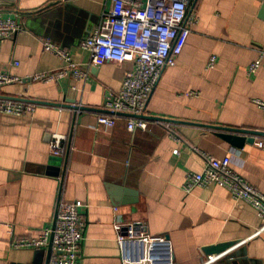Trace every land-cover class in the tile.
<instances>
[{"label": "crops", "instance_id": "0c3cea01", "mask_svg": "<svg viewBox=\"0 0 264 264\" xmlns=\"http://www.w3.org/2000/svg\"><path fill=\"white\" fill-rule=\"evenodd\" d=\"M263 3L190 0L188 17L196 21L176 65L163 69L146 113L178 121L170 124L174 138L150 118L148 130L134 132L125 115L112 127L98 125L134 67L90 65L81 47L111 0H0V14L21 25L0 40V71L23 79L2 86L0 100L37 102L28 116L0 113V264L46 263L47 250L11 242L52 227L60 200L78 203L86 221L80 264H122L116 221L168 236L173 264H264V218L253 206L220 185L183 188L189 172L203 171L206 155H228L234 171L264 193V148L234 146L205 126L264 131V108L255 102H264V59L257 71L249 68L264 48ZM45 39L68 49L88 78L28 80L65 63L44 49ZM74 103L94 110L75 113L67 107ZM53 133L66 136L63 155L50 151Z\"/></svg>", "mask_w": 264, "mask_h": 264}, {"label": "built area", "instance_id": "2783aa9c", "mask_svg": "<svg viewBox=\"0 0 264 264\" xmlns=\"http://www.w3.org/2000/svg\"><path fill=\"white\" fill-rule=\"evenodd\" d=\"M109 10L91 34L85 38L81 47L90 53V65L101 66L108 61L118 63L133 62V69L125 71L119 92L107 100L104 109L108 113L98 116V125L114 126L119 116L128 118L127 127L148 130L146 118L148 101L157 86L163 69L176 65L187 41L195 18L188 17L190 0H111ZM21 30L16 19L4 18L0 14V40L13 37ZM44 49L54 53L64 63L63 67L48 72L31 75L28 80L58 81L71 73L79 81L88 78V71L76 62L71 52L57 43L45 39ZM264 59V48L259 58L250 65V71L258 70ZM216 57L208 63L214 67ZM16 65L19 63L16 61ZM23 79L0 71V88ZM264 108V102L255 101ZM36 103L0 100V113L17 117L31 115ZM170 129L171 122L156 120ZM171 137L177 138L174 130ZM255 144L264 148V139ZM55 156L66 151V136L53 133L49 143ZM205 167L201 172H189L183 185L187 193L197 187L220 185L228 189L234 199L253 206L264 218V193L246 181L231 167V157L205 156ZM86 221L79 210V204L60 200L55 222L37 236H13L12 247L19 249H45L48 252L45 264H80L79 254L85 239ZM116 240L122 264H173L174 250L171 239L163 234H151L138 229L134 223H114Z\"/></svg>", "mask_w": 264, "mask_h": 264}, {"label": "water", "instance_id": "95a60500", "mask_svg": "<svg viewBox=\"0 0 264 264\" xmlns=\"http://www.w3.org/2000/svg\"><path fill=\"white\" fill-rule=\"evenodd\" d=\"M262 12L264 13V3L262 5ZM32 103H34V102H32ZM35 103H37V102H35ZM51 104H53V103H51ZM58 106H60V105H58ZM67 107L72 109L75 113H82L83 111L94 110L93 108L84 107L82 105H78L77 103H74L72 105H68ZM102 111H103V113H108V111H106L105 109H102ZM146 118H150V119H154V120H163V121L172 122V123L178 122L176 120L161 119L158 117L152 118V117L147 116ZM205 126H208L212 129L217 130L218 136L229 141L230 143H232L234 146H237V147H242V145L245 141H249V142L254 143L256 140L255 139L256 135L264 136V131H254V130H249V129L236 128V127L208 125V124ZM247 135H249V138L247 137ZM16 264H24V263H16Z\"/></svg>", "mask_w": 264, "mask_h": 264}]
</instances>
